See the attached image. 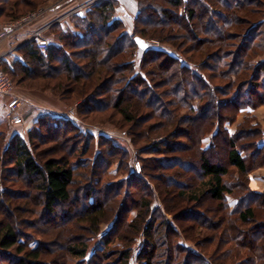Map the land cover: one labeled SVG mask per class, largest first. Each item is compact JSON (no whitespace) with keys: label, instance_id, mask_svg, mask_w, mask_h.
Instances as JSON below:
<instances>
[{"label":"trees","instance_id":"trees-1","mask_svg":"<svg viewBox=\"0 0 264 264\" xmlns=\"http://www.w3.org/2000/svg\"><path fill=\"white\" fill-rule=\"evenodd\" d=\"M46 1L0 0V18L16 20L29 12L24 5L34 10ZM136 1L130 28L115 16L118 0H98L68 24L52 25L44 53L29 38L17 46L18 58H0L13 76L65 75L59 88L79 90L74 97L83 98L79 108L86 116L115 109L132 126L140 122V129L130 127L127 134L135 146L145 142L138 154H151L138 155V172L135 168L117 183L106 182L97 172L100 162L109 156L111 166L120 152L126 156L119 160L122 170L133 152L113 137L85 134L64 116L40 115L27 135L13 132L0 155L1 167L11 153L14 174L26 177L35 191L16 194L0 184V206L14 216L0 221V249L22 254L20 264H54L55 259L132 264L133 244L140 240L138 264H264V190L251 185L253 173L264 166V129L251 111L237 122L243 110L264 104V0H258L257 12L246 9L254 0ZM136 36L169 42L181 54L152 45L141 49ZM45 130L65 138L74 131L82 142L43 158L39 145ZM181 136L187 141L178 140ZM76 155L94 161L73 162ZM219 155L224 158L218 160ZM231 174L238 177L229 181ZM205 197L219 202L214 218L199 209ZM96 237L101 244L92 246ZM181 239H203L208 246L194 250Z\"/></svg>","mask_w":264,"mask_h":264},{"label":"rangeland","instance_id":"rangeland-1","mask_svg":"<svg viewBox=\"0 0 264 264\" xmlns=\"http://www.w3.org/2000/svg\"><path fill=\"white\" fill-rule=\"evenodd\" d=\"M93 0H88L82 4H79L76 8H73L74 10L77 9L79 6L82 7L85 5V10L87 8H89V6H91L92 4H88ZM55 2V0H47L45 3H43L40 7H38L37 9L31 10L32 7L31 6H27L24 5L25 8L29 9L26 14H24L23 16H21L20 18L16 19V20H12L9 19V17L3 16L2 18H0V31H7L6 27H3L5 24L8 23H16L14 26L16 28H21L22 24H24L26 22V18L28 15L33 14L34 12H37L38 10L43 9L44 12H46V10L48 9V7ZM95 3V2H94ZM253 5L251 6H247V10L248 11H252V12H257L254 11L255 9L258 10L257 8H259V3L258 0H254V2L252 3ZM138 11V7L134 13V16H136V13ZM43 12V13H44ZM41 16V15H40ZM39 16V17H40ZM258 16L257 13L253 14V17ZM135 18V17H134ZM20 24V25H19ZM45 34V33H44ZM201 36H206L202 33ZM146 41L149 40H155L153 38L150 39H145ZM159 43L155 44V45H160V48H163L167 51H169L170 53L174 54V55H179L181 54L179 52V50L174 47L171 43L169 42H160V40H156ZM188 45H192L194 44L193 41L188 42ZM153 45V44H152ZM150 46V45H149ZM157 47V46H154ZM74 60L80 64H83V66H85L86 64L83 63V61H80L76 56L74 57ZM38 65H35V67ZM88 67H86L85 70H87ZM9 80L11 81V87L8 88L9 94L11 95H15V96H20L21 98H24L25 100H32L35 101L37 103H40L42 105H48L50 106L51 104H49L48 102V97L49 95L51 96H55L57 97L58 95H55V93L53 92L54 90H44V88L42 87H46L44 86L47 82H49L50 86H47L46 88H54L58 91V93L62 94L64 96V98L66 99L65 101L67 103H64L65 101L63 100V96L62 97H57L59 102H63L65 106V112L64 114H54L55 116L58 117H66L68 118L70 121H72L73 123H75L76 125H78L82 131L85 134H93L94 136H96L97 138L101 136V134L106 135V136H110L113 137L115 140L123 143L126 147H128L132 152L133 155L131 157L127 158V163L126 166H123L122 170L118 169V164H119V160H124L126 158V156L124 157L120 152H118V154L113 158L115 160V163L113 165L110 166V163L108 164V162H106L109 158V156H107V160H103L100 162L99 167L97 168V172H100L102 174V176H104V181H108V182H112V183H117V181L121 180V179H125L130 175V172L132 170H134L136 168V171L138 172L139 169H137L136 164L137 162H139L138 159V155L141 154L142 157H148L151 154H147V153H139L138 154V147L139 146H144L145 142L140 141L139 145L135 146L133 145V142H131L130 137L128 136L127 132L128 129L130 127H134V129L138 128L139 129L142 127L141 125H139V123L134 124L132 126V123H128L126 122V120L124 119L123 115L115 110V109H109V110H104L103 112H96V113H90L89 115H85L83 113V110L81 111L80 104L83 101V98L78 99L79 97H74L76 96V94H78L77 91H79L78 89L75 91H72L69 93V91L67 90L68 88L65 87L63 88H59V86H61V82L63 78H66L65 75L59 77V76H53V77H48L46 75H44V73L42 72H38L36 71L34 76L32 78H27L26 76H20V75H10L7 74ZM19 80V81H18ZM67 88V89H66ZM76 92V94L74 93ZM49 94V95H48ZM100 94V93H99ZM79 95V94H78ZM8 99V98H7ZM26 101H23L22 104L19 105V107L17 108L18 113L19 112H23L25 107V103ZM144 111L146 110V107L143 106L141 107ZM73 111V112H72ZM184 113H187V110H183ZM71 113V114H69ZM73 113V114H72ZM8 114V110L5 109H0V120L2 121V124L0 125V140H3L2 146H1V150H0V155H3V150L5 147V144L10 140L13 130L12 127L14 124H12L11 120L8 119L7 117ZM247 115V113H245V111H242L239 115H238V121L237 122H241L244 120L245 116ZM252 116H254L255 121L259 122L260 127H262L264 129V104L258 106L256 108V111L254 113H252ZM24 122V121H23ZM237 122L234 124V126L232 128H234L235 126H237ZM23 124V123H22ZM143 130V129H142ZM145 130V129H144ZM46 132V130H45ZM74 131H71L70 135H68L69 137L65 138V136H58V135H53L54 133H47L46 132V136L42 137V142L43 139L45 140L44 143H40L39 145V150L41 153H43V158L47 157L49 155H53L54 151H56V154H59L60 151H66V149L72 148L75 149L81 142H82V137H80V135L78 134L77 136L73 133ZM77 132V131H76ZM193 132V131H192ZM26 134V133H24ZM177 140V139H176ZM178 140L185 142L187 141V139L184 136H181ZM38 143L41 142V140H37ZM98 141V139H97ZM95 141V142H97ZM174 141V140H172ZM96 144V143H95ZM96 146V145H95ZM95 146H93V150H92V154L95 151ZM103 146H100V148ZM55 154V155H56ZM10 156L11 153H8V155H5L4 157V161L3 163H1V167H0V184L2 189H6L8 187V189H10V191L14 190L13 193H21V192H34V190H32V186L28 183V179L26 177H17L14 174L15 171V166L10 163ZM140 156V155H139ZM152 156H157V155H152ZM224 156V155H223ZM221 157V155H219L217 157L218 160H222L224 157ZM221 157V158H220ZM73 162H77L78 160L80 161L81 156L76 155V156H71ZM93 156H90V158L88 159V157L81 159V161H85V160H89V164H92V162L94 161ZM9 163V164H8ZM6 164V165H5ZM260 168H264L260 167ZM258 170V169H257ZM256 170V171H257ZM82 171V169H79L76 172H80ZM150 171V170H149ZM151 172V171H150ZM153 174L155 173H159L158 170L156 171H152ZM261 171H258L257 173L252 175V181L253 183H258V181H255V178L257 177V175H260ZM77 180L79 182L81 176H76ZM238 175L237 174H231L228 176V180L232 181V179L237 178ZM233 179V180H234ZM241 179V178H240ZM9 180H12L13 182H8ZM81 182H79L80 184ZM154 183L156 185H163L162 181L158 182V181H154ZM79 184L74 188V190L77 189V187L79 186ZM104 184V183H103ZM252 188H258L259 187L261 189H264L263 186L261 185H255ZM81 185V184H80ZM253 186V185H252ZM143 191H147V189H145L144 187H141ZM114 191H109L108 190V195L110 196V194L112 195ZM124 192V191H123ZM77 194V193H76ZM80 196H83V193L79 192ZM74 196H77L74 194ZM228 200L229 203L233 206L236 203V199H234V197L228 195ZM8 201V200H7ZM182 202V201H180ZM183 203V202H182ZM219 202L213 201V200H209L208 197L203 198L202 202L199 203L200 210H204L207 215L211 216V217H215V206L218 204ZM156 204L158 205V202H156ZM171 203H169L170 205ZM180 204V203H179ZM186 201L184 202V206H186ZM181 205V204H180ZM194 206V205H193ZM35 207V206H34ZM196 207V206H195ZM11 210L10 211H14V213L17 214V217H20V214L17 210L16 207H13L11 204ZM65 207H61V210L58 211V213H60L59 216H61L62 211L65 210ZM76 208H80L79 206L76 205ZM174 208V207H173ZM176 208V207H175ZM12 211V212H13ZM134 214V213H133ZM133 216V215H131ZM169 217L171 219H173V217L171 215H169ZM14 219V216H9L6 214V211L2 208V206H0V221L2 219ZM8 220V219H7ZM44 220V218H43ZM113 223V219L110 221H107L105 224L102 225L101 227V232H105ZM186 225H190V223H185ZM2 224H0V228H1ZM251 225H248L246 228H250ZM24 227V226H23ZM209 229H205V232H209ZM100 233V235L102 234ZM250 236H252V233L250 232ZM35 237L39 240V235L35 234ZM183 237V236H182ZM34 240V236L31 237V240ZM195 238L197 239V236H195ZM56 240V239H55ZM58 241V238L56 240V243ZM181 241L185 242L186 245H188L190 248H193L194 250H198L200 249L201 251L203 250L202 248H204L205 246H208L203 239L199 240L198 242L196 241H190V240H186L184 241L183 239H181ZM100 238L96 237L93 241H92V246L101 244L100 243ZM65 243V241L63 240L61 245ZM199 244V245H197ZM31 245H35L34 241H31ZM141 246V242L140 240H138L137 242H135L133 244V258H132V264H138L136 261V253L138 252L139 248ZM198 246V247H196ZM210 246V245H209ZM202 247V248H201ZM204 252V251H203ZM206 254V252H204ZM24 257L22 254H19L16 250L13 251L12 253H5L4 251H2L0 249V263L2 264H20V258ZM77 260H73L72 262H76ZM35 264H39V263H35ZM54 264H62L61 262H58L57 259H55Z\"/></svg>","mask_w":264,"mask_h":264},{"label":"crops","instance_id":"crops-1","mask_svg":"<svg viewBox=\"0 0 264 264\" xmlns=\"http://www.w3.org/2000/svg\"><path fill=\"white\" fill-rule=\"evenodd\" d=\"M88 0H55L46 12H44L39 19L34 23L33 26H27L24 28H16L14 25L16 23H8L5 24L3 27L7 28L9 35L0 42V56L8 62H11L18 58L19 52L17 51V46L21 43L28 40L32 34V32L36 28H44V32L47 35L46 39H52L53 33H49V29L52 25L60 22L61 24H68L69 18L73 14L79 13H72L79 4H82ZM119 6L116 9L115 16L120 18L124 21L127 27H131L134 19V13L137 9V1L136 0H118ZM85 10L82 12V14ZM81 14V15H82ZM80 15V14H79ZM49 95V94H48ZM8 99L7 97L0 96V109H7L8 110ZM48 102L51 104L50 106L42 105L32 100H27L24 104L25 107L23 112H19L18 114L23 118V124L13 125L12 130L13 132L18 131L22 135H27L31 127L34 125L36 120L40 117V115L44 113H54V114H63L65 110L66 104L63 102H59L58 98L55 96L49 95ZM245 113L251 111L254 113L256 109H246L243 110ZM26 133V134H24ZM261 171L260 175H257L255 181L257 180L258 183H251L254 187L255 185H261L264 187V168H259L253 174ZM253 178V177H252ZM262 188V187H261ZM253 188L255 191H263L264 189Z\"/></svg>","mask_w":264,"mask_h":264},{"label":"built area","instance_id":"built-area-1","mask_svg":"<svg viewBox=\"0 0 264 264\" xmlns=\"http://www.w3.org/2000/svg\"><path fill=\"white\" fill-rule=\"evenodd\" d=\"M98 0H93L88 4H92ZM85 5L82 7H78L77 9L73 10L72 13H79L82 14V12L85 10ZM44 12L43 9L38 10L37 12H34L33 14H30L27 16V20L24 24H22L21 28L27 27V26H33L34 23L39 19V16L42 15ZM20 25V24H19ZM44 28H36L30 38L34 39L35 43L37 44L38 48L44 53L49 46V41L45 38L44 34ZM9 35L8 31H0V42L5 39ZM149 45L160 47L158 44L159 42L156 40H149L147 41ZM1 58V56H0ZM11 87V81L9 80L7 73L4 71L3 67L0 65V96L7 97L8 98V114L7 117L9 120H11L12 124L18 125L23 123V118L18 114L17 108L20 104L23 103V101H27L24 98H21L20 96L10 95L8 88ZM73 112V111H72ZM64 114V113H63ZM71 114V113H69ZM73 114V113H72ZM137 169H141L140 163L137 162L136 164ZM138 170V171H139Z\"/></svg>","mask_w":264,"mask_h":264},{"label":"water","instance_id":"water-1","mask_svg":"<svg viewBox=\"0 0 264 264\" xmlns=\"http://www.w3.org/2000/svg\"><path fill=\"white\" fill-rule=\"evenodd\" d=\"M135 41L138 44L139 48H141V49H146L149 47L148 42L140 36H136Z\"/></svg>","mask_w":264,"mask_h":264}]
</instances>
